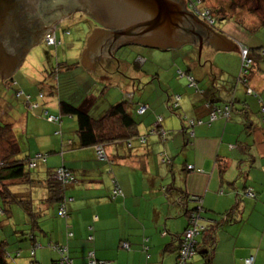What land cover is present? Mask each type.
Returning a JSON list of instances; mask_svg holds the SVG:
<instances>
[{
    "label": "crops",
    "instance_id": "obj_1",
    "mask_svg": "<svg viewBox=\"0 0 264 264\" xmlns=\"http://www.w3.org/2000/svg\"><path fill=\"white\" fill-rule=\"evenodd\" d=\"M207 2L228 6L233 1ZM216 32L234 44V49H216L211 43H205L199 54L200 47L190 42L166 50L127 42L116 48L113 55H107L110 61L103 65L98 64L97 59L91 60L95 68L86 67L83 61V65H77L82 74L97 81L100 79L103 84L110 82V71L114 81L124 86L121 97L124 92L126 97L132 95V100H119H128L126 109L139 124L128 129L113 119L118 125H109L107 133H116L117 139L106 138L102 144L107 160L98 158L97 145H81L77 121L75 134L66 131L63 117L72 115L61 113L62 93L56 91L57 83L52 81L46 91L40 87L38 92H44L40 100L27 88V82L17 83V89L35 95L34 100L39 104L35 109L0 84V119L5 117L0 122L10 127L6 145L14 146L9 147L4 156L13 160L36 159V167L40 170L38 177L30 172L28 179L10 185L17 195L31 192L32 209L39 215L40 226L34 232V239L43 245H68L74 264H85L88 250H93L104 264H175L180 236L189 223L187 212L201 203L204 208L201 224L217 225L214 242L210 249L208 235L200 233L197 236L199 250L188 264H247L245 259L249 256H254L253 264H264V65L260 63L254 67L249 84L237 82L241 57L236 54L240 44L264 46V34H245L242 40L224 31ZM127 44L147 47L141 52L129 50L138 63L150 61V67L136 70L134 75L124 72L125 69L128 72L129 61L123 53L130 52L118 54L119 61L115 57L118 49ZM233 56L237 59L233 67L221 63V60L230 62ZM110 63L113 67H109ZM115 73H120L119 78ZM248 87L254 94L248 92ZM80 90L77 89L80 97L72 99L79 104L82 97L87 96L90 102L85 105L95 116L103 113L105 107L120 102L109 99L104 102L100 100L103 95H96L93 89ZM175 94L180 95L177 106ZM227 102L232 106L229 117L210 120L208 104L222 106ZM141 105L146 106L143 113L136 109ZM46 109L62 117L57 123L49 121L48 137H41L35 131L36 119L40 110L46 112ZM18 114L22 117L23 129L17 126ZM159 123V129L166 132L164 137L154 132ZM16 127L22 131L23 140L28 136V143L15 136ZM136 131L138 135L130 137ZM34 136L37 143H34ZM140 136L145 137L144 143ZM161 152L168 155L170 161L163 162ZM189 165L194 168L188 169ZM60 167H67L77 178L66 191L74 198L68 204L67 220L58 215V203L48 199L49 191L44 181L52 169ZM116 180L124 195L114 201L110 194ZM19 183L24 184L25 189ZM246 186L257 191V198L240 195L243 199L239 201L236 193L243 194ZM167 188L171 191L166 192ZM237 202L232 220L217 223ZM1 212L6 215L3 210ZM27 212L24 208V214ZM24 219L28 220L27 216ZM15 230L20 237V231ZM71 231L74 234L68 235ZM89 234L93 238H89ZM145 236L149 238L147 251L141 247ZM27 239L25 235L20 238ZM122 241L130 242L131 248L121 247ZM207 250L208 257L204 254ZM37 257L41 264H52L57 254L51 248H43L38 250ZM23 259L27 262L26 257Z\"/></svg>",
    "mask_w": 264,
    "mask_h": 264
},
{
    "label": "trees",
    "instance_id": "obj_2",
    "mask_svg": "<svg viewBox=\"0 0 264 264\" xmlns=\"http://www.w3.org/2000/svg\"><path fill=\"white\" fill-rule=\"evenodd\" d=\"M185 1H187V9L189 11L193 12L194 14H196V16L198 18L199 17L202 18V16L200 14L198 15V13L196 11H194V9L195 10H200L201 12L205 11V10H208L210 12V16L213 19V22L212 23H208V25H210L214 29H216L215 31H218V32H221V33L223 32V30L221 28H218V27L215 26L216 23H217V19H216L214 13L222 14V17L224 16L226 19L228 17H230V18L233 17V16L229 15L228 9H225V5H208L207 0H191V3H193V4H189L190 0H185ZM232 1H234V0H232ZM240 12H238L237 14L241 17L242 14ZM243 12H244V10H243ZM88 16L91 18V20L94 22V24H96L97 26L98 25H102V27H104L103 24L101 22H99L97 19H95L94 17H92L90 15H88ZM234 19L238 20V18H236V17ZM93 28H94V26H93ZM55 34H56V31H55ZM42 41H45V39H43ZM60 41L61 40H58L56 44H58ZM241 48L247 49V51H248V59L250 61H249V66L247 67L245 65L246 60L245 59L243 60V57H242L243 56L242 55V49H240L241 50L240 57H242V59H241V65H240L239 74H238V77H237V82H242L244 84H249L250 83V79H251V74H252V71H253L254 67H256V65L260 64V63L264 65V46L263 45H261V46H256V45L248 46L246 44H242ZM74 65L77 66L78 65L77 62L74 63ZM245 69L247 70L246 73L244 72ZM109 73L111 75L110 71H109ZM1 80H4L5 82L4 83H0V84H2L7 89L9 87H13V86L17 85V81L15 80V78L13 76H10V77H8L6 79H1ZM57 84H58V82H57ZM14 89H15V92H16L15 96L18 97V98H22L23 101L26 103V105L28 107H30L32 109H35V108H37L39 106V104L34 100V98L30 94L27 95L25 91H23L21 89H17V87H14ZM247 90L248 91L251 90L250 94H254V91H253L252 88L248 87ZM19 91H22L23 93L22 94H18ZM256 94H257V96L259 98H261V96H260V94L258 92H255V95ZM22 96H24V97H22ZM38 96L40 98H43L44 97V92H40L38 94ZM177 96H180V95L179 94H175V96H174V100H175V105L176 106L179 104L178 102H179V99H180V97H177ZM101 97H102V95H101ZM82 98H83L82 99V103L80 102L78 104V103H76L75 99L73 100L71 98L70 99H66L65 97H60V101L59 102H60L61 113L63 115H72V116L76 117L77 124H78V136H79V140H80L81 145L82 146L97 145V156H98V158L100 160H107L109 158L107 157L105 149L103 148L104 146L102 144H103V142L106 141V138L117 139L116 138V136H117L116 133H107L109 125H111V124L118 125L119 124V126H124V127L128 128V129H130L133 126L137 127L139 123L136 120L135 116L131 112H129L128 109H126L127 108V104L129 103L128 100H126V99L125 100L123 99V101H120V102H118L116 104H111L108 107H105L102 110L103 113L99 114V116H95L94 114H91L88 111V108L85 105V103L89 101L87 96H84ZM35 104H37V106H35ZM228 104L229 103L227 102L226 104H224L222 106L221 105H217V104L210 105V103L208 105L209 106L224 107L225 105H228ZM139 108H140L139 106L136 108L137 112H139ZM43 113L45 114L44 116L46 117V119L48 121H50V122L57 123V122L60 121V119L62 117V116L60 117V116L54 115V116L59 117V119L57 121H51V120L48 119V117L50 115H53V114H50L47 109H46V112H43ZM262 114H263V111H262ZM262 117H263V121H264V114L262 115ZM113 119H116L118 124L114 123ZM160 125L161 124L159 123L158 127L157 126L154 127V132L158 133L160 136L164 137V136H166L165 135L166 132L165 131H161V129H159L161 127ZM9 131H10V127H8V126H6V125H4V124H2L0 122V138L2 140L6 139ZM152 132L153 131H151V133ZM137 133H139V132L136 131V132L132 133L131 134L132 136H130V137L138 135ZM140 137H141L140 138L141 142L144 143L146 141L145 137L144 136H140ZM98 148H100L103 151L104 158H100L99 157ZM161 154H163V156L161 157L163 159V162L170 161V158L167 157L168 155L166 156V154L162 153V152H161ZM33 160H35V165H31ZM27 165L29 166V168L36 167V159L23 158V159H20V160H13V159H11L8 156H4L3 159L0 161V202L4 203V206H5L3 208V206L1 205L0 209L3 210L6 213V215H8L10 213V209H11L10 205L13 204V203H19L21 207L26 208L28 210L27 214H25V216H24V217L27 216L28 220L24 219V223H23L25 226L27 225L28 232H25L24 231L25 229L24 230H19L20 231V236H24L25 235V237L26 238L28 237L29 241L32 243L31 244L32 246L30 247V252L26 256V259H27L26 263L27 264H41L39 262V259H38L37 256H38V250H42L43 248H51V250H53L57 254L56 259H52V261H51L52 264H60L62 256H61L60 252L56 249L57 245L67 246L66 254H68L72 258L73 264H74V259H73V257L70 254L71 252L69 250L68 245L60 244V243H54V244L53 243H48L47 245H43V244L39 243L37 241V239H34L35 238L34 232L36 230H38L40 226H39V223H38V220H37L39 215L37 213H35L33 211V209H32L34 200H33V198L30 195L31 192L29 190L28 194L17 195V193H15V191L11 188V186H10L11 184H8V182H7V181H13V180H17V179H20V180H22L24 178L28 179V175H29L30 171L26 169ZM189 166H188V169H191V168H189ZM65 168H67V167H65ZM56 170L51 171L50 176H48L44 180L45 183H47V184H45V188H47L48 191H49V198L48 199L51 202L58 203V215L60 217H62V218L67 220L69 218V215H70L68 204H70L69 202H71V200L74 199V198L70 197L69 195H67L66 191H67V188L70 185H72L74 182H76L77 178L68 169L74 175V177H75L74 180H72L70 182H66L65 180L57 179V178H55ZM250 190H251V193H252L250 195V197L257 198V191L255 189H253L252 187H249V186H246L243 189V194H242V192L241 193L237 192L236 193V197L240 201V200L243 199V197H241L240 195H243L245 197V196L249 195L248 191H250ZM167 191H171V188L170 189L167 188L166 192ZM123 195H124V192L122 190V187L120 186V184L116 180L114 182V186H113V188L111 190L110 198L115 201L118 197H121ZM237 206H238V202L236 203V205H234L232 207V209L229 212H226L225 214H223L221 221L220 222L217 221V223L220 224L222 222H229L230 220H232V217H233L234 212H235L234 210H235V208ZM62 210H64V213L62 212ZM203 210H204V208H203L202 204L199 203L197 207H195L192 210H189L187 212V216H188V220H189L188 222L189 223H188L187 228L183 231L182 235L180 236V239H179L180 240V244H179V248H178V256H177L175 264H177V262L179 261L180 252H181L180 247L183 245V243H185L187 241L186 232L188 230H190V229L196 228L198 235H200V233L208 235L207 236L208 246H210V249L212 248L213 242H214V239H213L214 238V232L216 231V226L217 225L216 224H210V225L201 224L200 220L203 217L202 214H201V211H203ZM25 221H27V222H25ZM68 231H70V228L67 229V232ZM73 234H74L73 231H71V232H69L68 235H73ZM164 234H165V232H164ZM198 235H196L195 242H194V244L192 246V250L194 251L193 255L196 254V252H198V250H199V244H198V241H197V236ZM89 238H93V235L89 234ZM148 241H149L148 237H146V236L143 237V241H142L141 247H142V249L144 251H147L149 249ZM123 243H128V246L124 247ZM37 245H39V246H37ZM122 246L125 249H130L131 248L130 242H128V241H122L121 242V247ZM36 247H38V248L36 249ZM88 251H90V250H88ZM88 251L86 252V257L85 258L87 260H86L85 264L88 262V257H87ZM22 252H23V249H22V247H20V249L17 250L15 254H13L11 251L7 250L6 241H0V264H20V262L18 260L20 258L22 259V258L25 257L22 254ZM204 254L208 257V254H209L208 250ZM192 256L190 258H188V260L186 261V264L189 263V260L192 258ZM95 258L97 259L96 256H95ZM248 258H252L254 260V256H249ZM248 258H246L245 261ZM97 260L101 261L99 259H97ZM253 262L254 261H252V262H247L246 261L247 264H253Z\"/></svg>",
    "mask_w": 264,
    "mask_h": 264
},
{
    "label": "rangeland",
    "instance_id": "obj_3",
    "mask_svg": "<svg viewBox=\"0 0 264 264\" xmlns=\"http://www.w3.org/2000/svg\"><path fill=\"white\" fill-rule=\"evenodd\" d=\"M225 9H228L229 15L238 18V20L234 19L233 17L232 18L228 17L226 19L224 16H223L224 18L222 17V14L214 13L217 19V23L215 26L221 28L225 34H229L233 37L242 40L245 38V34H264V0H234L228 6H225ZM243 9L244 12L241 13L242 15L240 17L237 13L240 12L241 10L243 11ZM88 15L89 14H86L84 12L82 13L80 11H77L75 15L58 23L55 26V29H53V31H56L58 39L61 40L62 42L56 45L54 44L47 45L45 41L39 42L38 44H36L34 47L31 48L30 52H28L25 58L23 59V64L21 65V67L14 73L13 77L15 78L17 83L22 81L27 82V88H30V91L36 94L37 100H40V97L38 96L39 94L38 91L40 87L43 88L44 91H46V89L48 90V88L50 87L49 84H51L52 81L54 82V84L58 82V84L56 85L57 88L56 91L57 92L60 91L62 93L61 97H65L66 99L79 98L80 92L77 91V89L81 88L82 90V91L80 90L81 92H85L86 89H87L86 92L90 91V89H93L96 95L97 94L98 96L103 95V97L100 98V100H103L104 102L108 99L113 100L114 103L120 101L119 99L122 98H129L130 100H132V95L126 97L125 92L123 97H121L122 96L121 91L124 90V86L114 81L115 79L114 74H111V77H109L110 82L109 83L107 82L108 84L106 83L103 84L102 82H100V79H98L99 81H97L96 79L88 75L82 74L81 68L74 65V63L76 62L77 64H82L81 63L82 52L84 48L87 47L88 44L87 40L89 38V34H92L96 28L103 29L102 25L97 26L96 24H94V22L91 20V18ZM203 21L207 24L209 23L206 19H204ZM93 26L96 28H93ZM48 32H46L45 34H47ZM130 48H132L133 52L136 51L141 52L147 47L138 44L124 45L121 47V49H118L117 55L115 57L116 60L118 61L120 60L118 54L122 55V52L124 51L125 52L129 51L131 53V50H129ZM240 49L241 48L239 46L238 49L239 52H241ZM154 51L155 50L152 49V52ZM149 52L151 53V51ZM239 52L236 54L240 58L241 53L239 54ZM130 53H123V55H125V59L128 58V60L126 61H129L128 66L130 67V69L128 67V72L124 68L125 69L124 72H126L128 75L129 74L134 75L132 73L135 72L136 70L147 69V67H150V61L146 62V64H143L140 61H139L140 63H138L137 61L138 59H136V56H134L133 53L131 54ZM102 58H105V62L110 61L107 55H102ZM96 59L97 58L95 57L94 60ZM230 59H231L230 62H224V60H221L220 57L221 63L223 65L233 67L237 63V59L234 56L233 58ZM92 67L95 68V65L93 64ZM109 67H113L112 63L109 64ZM94 68L92 70H94ZM115 74L119 78L120 73L119 74L115 73ZM99 75L102 76V73L100 72ZM202 81L203 80H201L200 82ZM4 82H5L4 80L0 79V83H4ZM97 83L99 85V88L96 87ZM14 87L19 88L16 85L13 87H9L7 91H10L15 94L16 92ZM32 93L26 92L27 95L30 94L34 98L35 95H33ZM45 95L47 94L45 93ZM11 101L13 100L11 99ZM22 106L23 109H27L24 105ZM94 111L95 110H93V112ZM38 117L39 118L36 119L35 131L39 133L41 137H48L46 133L50 131L51 123L46 119V117L43 114V111L41 110L40 113L38 114ZM4 118L5 117H3V119L0 120L4 121ZM63 121L65 122L66 131L69 134H75L76 121H77L76 117L64 116ZM21 122H22V117H20V115L18 114V119L16 123L17 126L23 129L24 126L21 124ZM19 127H16L15 130H17V132H14L13 130V133L15 134L16 137H18L20 141H24L25 143H28V136H24V140H23L21 136L22 131L20 130ZM31 127H32V121H31ZM52 133L55 134L53 130ZM39 134L37 135L38 136L37 138H39L40 136ZM37 138L34 136L33 138L34 143H37ZM6 144L7 143L5 142V139H3L2 141V139L0 138V161L3 159V156L6 155L4 153H6V151L9 150V147L14 148L13 145L12 146L10 145L8 147ZM21 157L23 156L21 155ZM26 169L31 172V175L33 177H38L37 174L40 173L38 166L29 168V166L27 165ZM20 181H21L20 179H17L7 182L8 184L12 185ZM19 185L23 186L24 184L19 183ZM23 189H25V185ZM1 205L3 206V208L5 207L4 203L2 202H0V207ZM10 206H11L10 216H8L9 214L5 215L0 210V241H6L7 250L11 251L13 254H15L16 251L19 250L20 247H22L23 255L26 257L30 252V247L32 246L31 245L32 243L28 241V239L25 241L20 240L22 236L19 237L17 231L15 230V229L24 230L28 228L27 225L25 226L23 224L24 216H25L24 208L21 207L19 203H13ZM37 248L38 247H36V249ZM19 261L20 264H26L23 258L22 259L20 258Z\"/></svg>",
    "mask_w": 264,
    "mask_h": 264
},
{
    "label": "water",
    "instance_id": "obj_4",
    "mask_svg": "<svg viewBox=\"0 0 264 264\" xmlns=\"http://www.w3.org/2000/svg\"><path fill=\"white\" fill-rule=\"evenodd\" d=\"M84 1L88 13L109 27L96 28L88 38L87 47L82 53V61L87 67L92 68L91 60L99 54L113 55L116 48L127 42H139L164 50L190 42L200 47L199 54L205 43H211L216 49H234V44L189 11L184 0ZM7 2L10 0H0L1 4ZM3 9L4 6L0 5V18L4 14ZM108 43L112 44L110 49L106 48ZM21 62V59L16 60L17 65L0 74V78L13 76Z\"/></svg>",
    "mask_w": 264,
    "mask_h": 264
},
{
    "label": "flooded vegetation",
    "instance_id": "obj_5",
    "mask_svg": "<svg viewBox=\"0 0 264 264\" xmlns=\"http://www.w3.org/2000/svg\"><path fill=\"white\" fill-rule=\"evenodd\" d=\"M0 5L4 6L0 18V74L17 65L16 60H23L44 34L58 23L77 11L89 14L84 0H10ZM89 15L98 20L93 14ZM110 46L112 44L108 43L106 48L110 49ZM97 62L106 63L100 54Z\"/></svg>",
    "mask_w": 264,
    "mask_h": 264
},
{
    "label": "built area",
    "instance_id": "obj_6",
    "mask_svg": "<svg viewBox=\"0 0 264 264\" xmlns=\"http://www.w3.org/2000/svg\"><path fill=\"white\" fill-rule=\"evenodd\" d=\"M189 4H193V3H191V0H190ZM194 11H196L198 13V15L200 14L202 16V18L206 19L209 23L213 22V19L210 16V12L208 10L201 12L200 10L194 9ZM57 41H58L57 35L55 34L54 31L51 30L46 34L45 42L48 45L56 44ZM242 55H243L242 56L243 60L244 59L246 60L245 65L248 67L250 60L248 59L247 49L242 48ZM246 71L247 70L245 69L244 72L246 73ZM190 79H193V78L190 77ZM249 92H251V90H249ZM22 93H23L22 91H19L18 94H22ZM177 97H180V96H177ZM35 106H37V104H35ZM145 109H146V106L141 105V107L139 108V113H143L145 111ZM230 111H231V106L229 104L225 105L224 107L211 106L210 119L214 120V119L218 118L219 116L229 117ZM263 111H264V108H263ZM48 119L51 121H57L59 119V117L54 116V115H50L48 117ZM98 154H99L100 158H104L103 151L100 148H98ZM31 165H35V160L32 161ZM189 168L192 169V168H194V166L190 165ZM55 178L65 180L66 182H70V181L75 179L74 175L65 167H60L56 170ZM248 194L249 195L252 194L251 190L248 191ZM62 212L64 213V210H62ZM196 235H198L196 228L190 229L186 232L187 241L185 243H183V245L180 247L181 252H180V257H179V261L177 262V264H186V261L188 260V258H190L193 255L194 251L192 250V246L195 242ZM123 246L127 247L128 243H123ZM56 249L60 252V254L62 256L60 264H73L72 258L68 254H66L67 246L57 245ZM87 257H88V262L86 264H104V261H102V260L98 261L95 258V253L93 250L88 251ZM246 261L252 262L253 259L248 258Z\"/></svg>",
    "mask_w": 264,
    "mask_h": 264
},
{
    "label": "clouds",
    "instance_id": "obj_7",
    "mask_svg": "<svg viewBox=\"0 0 264 264\" xmlns=\"http://www.w3.org/2000/svg\"><path fill=\"white\" fill-rule=\"evenodd\" d=\"M185 1V0H184ZM186 2V5H187V1H185ZM201 20H204L203 18H201V17H199ZM53 29H55V27L54 28H52V29H50L49 31H53ZM55 32V31H54ZM45 36H46V34H44V36L42 37V39L40 40V42L43 40V39H45ZM57 39H58V37H57ZM59 40V39H58ZM61 42V41H60ZM59 42V43H60ZM39 43V42H38ZM48 45V44H47ZM55 45V44H54ZM242 47V45H240V48ZM242 49V48H241ZM21 63H23V60H22V62ZM249 92V91H248ZM250 93V92H249ZM209 106V105H208ZM231 106V105H230ZM210 108H211V106H210ZM263 108H264V106H263ZM263 108H262V111H263ZM231 110H232V106H231ZM231 112V111H230ZM263 113H264V111H263ZM156 125H158V121L156 122ZM37 246H39V245H37Z\"/></svg>",
    "mask_w": 264,
    "mask_h": 264
}]
</instances>
